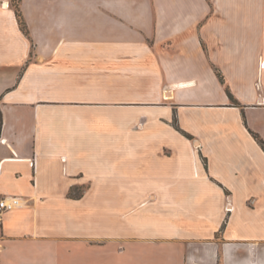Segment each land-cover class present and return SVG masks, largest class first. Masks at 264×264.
I'll return each mask as SVG.
<instances>
[{
  "label": "crops",
  "instance_id": "crops-1",
  "mask_svg": "<svg viewBox=\"0 0 264 264\" xmlns=\"http://www.w3.org/2000/svg\"><path fill=\"white\" fill-rule=\"evenodd\" d=\"M19 4L29 34L0 0V198L22 199L0 264H264V0Z\"/></svg>",
  "mask_w": 264,
  "mask_h": 264
},
{
  "label": "rangeland",
  "instance_id": "rangeland-1",
  "mask_svg": "<svg viewBox=\"0 0 264 264\" xmlns=\"http://www.w3.org/2000/svg\"><path fill=\"white\" fill-rule=\"evenodd\" d=\"M81 39H84V37L83 38L81 37ZM97 77H98V83L96 85H92L90 91L96 92L97 97L100 98L101 96H105V87H104V84H102V81L105 80V70H98L97 71ZM116 80L121 81L120 78L116 79V77H115L114 81H116ZM112 87H113V93H114L115 97L120 96V94L123 92V89H126V93L129 92V94H132V96L133 95L134 96H143V94L145 92L144 85H138V84L130 85V86H124V87L121 86V84H118V85L114 84ZM127 105H138V104L130 102ZM148 105H150V104H148ZM161 139L162 140L170 139L169 134L168 133H162ZM157 246L160 247L159 245H157ZM161 247H163V246H161ZM150 255H152V254L147 253V255L145 256L146 261H144L143 259L142 260H135V258H134V260L132 259V263H130V261H129V262H125V264H161L162 263V262H159L156 260H150L152 258V257H150ZM115 258H117V257H115Z\"/></svg>",
  "mask_w": 264,
  "mask_h": 264
},
{
  "label": "trees",
  "instance_id": "trees-1",
  "mask_svg": "<svg viewBox=\"0 0 264 264\" xmlns=\"http://www.w3.org/2000/svg\"><path fill=\"white\" fill-rule=\"evenodd\" d=\"M14 6L16 8V12H17V16H18V20H19V24H20V27L21 29L26 33V34H29V28H28V24H27V21L21 11V7H20V4H19V0H14ZM230 93V96H231V99H232V102L235 104V105H240V102L234 97V95ZM177 128H179V126H177ZM0 129H1V120H0ZM255 134V137L257 138V140H259L260 142H264V140L257 134V133H254ZM185 135L190 136V134L188 133H185Z\"/></svg>",
  "mask_w": 264,
  "mask_h": 264
},
{
  "label": "built area",
  "instance_id": "built-area-1",
  "mask_svg": "<svg viewBox=\"0 0 264 264\" xmlns=\"http://www.w3.org/2000/svg\"><path fill=\"white\" fill-rule=\"evenodd\" d=\"M22 205V199L19 196H5L0 198V221L3 220L6 212L18 208Z\"/></svg>",
  "mask_w": 264,
  "mask_h": 264
}]
</instances>
